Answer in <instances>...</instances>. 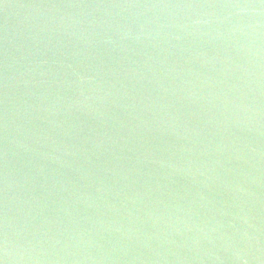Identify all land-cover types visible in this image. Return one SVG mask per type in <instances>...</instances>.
<instances>
[{"label": "water", "instance_id": "95a60500", "mask_svg": "<svg viewBox=\"0 0 264 264\" xmlns=\"http://www.w3.org/2000/svg\"><path fill=\"white\" fill-rule=\"evenodd\" d=\"M0 264H264V0H0Z\"/></svg>", "mask_w": 264, "mask_h": 264}]
</instances>
